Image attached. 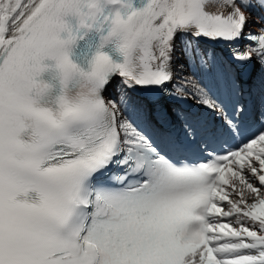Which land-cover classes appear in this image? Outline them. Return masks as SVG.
Masks as SVG:
<instances>
[{"label":"snow or ice","instance_id":"1","mask_svg":"<svg viewBox=\"0 0 264 264\" xmlns=\"http://www.w3.org/2000/svg\"><path fill=\"white\" fill-rule=\"evenodd\" d=\"M122 3L0 0V264H264V0ZM52 60L78 75L37 100Z\"/></svg>","mask_w":264,"mask_h":264},{"label":"clouds","instance_id":"2","mask_svg":"<svg viewBox=\"0 0 264 264\" xmlns=\"http://www.w3.org/2000/svg\"><path fill=\"white\" fill-rule=\"evenodd\" d=\"M81 4L82 11H76L69 14L75 19L76 27L78 29L85 26L91 27L90 24H87L86 18L88 17L89 13L94 15L96 12L101 11L102 6L107 7L119 5L120 7H124L122 0H81ZM117 11H119V9H117ZM61 23L64 25V27L59 30L60 34L54 37L50 43L53 48L58 50V53L61 57L68 55L71 59V53L74 44V36L71 31L72 23L68 19L62 20ZM65 33H67V35H65ZM109 35H113V33H110ZM52 61L54 63L51 66L42 63L39 67H42L45 70L40 72L39 75L34 78L31 91L34 93V98L37 100L51 92L54 87V85L45 83L38 79L43 73L49 71L50 68L54 72L53 79L61 83L78 75V73L72 72L71 69L62 71L59 67H57V62L55 60ZM41 85H43V87H41Z\"/></svg>","mask_w":264,"mask_h":264}]
</instances>
